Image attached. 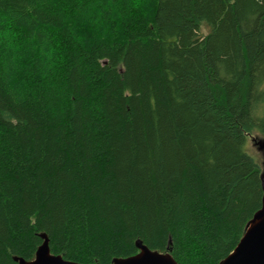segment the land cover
Listing matches in <instances>:
<instances>
[{
  "label": "trees",
  "instance_id": "16d2710c",
  "mask_svg": "<svg viewBox=\"0 0 264 264\" xmlns=\"http://www.w3.org/2000/svg\"><path fill=\"white\" fill-rule=\"evenodd\" d=\"M258 138L264 0H0V264L42 235L218 264L262 204Z\"/></svg>",
  "mask_w": 264,
  "mask_h": 264
},
{
  "label": "water",
  "instance_id": "95a60500",
  "mask_svg": "<svg viewBox=\"0 0 264 264\" xmlns=\"http://www.w3.org/2000/svg\"><path fill=\"white\" fill-rule=\"evenodd\" d=\"M258 149H264V141H257ZM264 157V152H263ZM264 166V161H263ZM263 196L262 204L252 219L247 223L245 231L234 249L218 264H264V172L261 174ZM37 247L32 260L18 259V264H80L64 259L59 254H52L46 237ZM134 255L117 258L112 264H178L169 251L158 252L140 244ZM98 264V263H96Z\"/></svg>",
  "mask_w": 264,
  "mask_h": 264
},
{
  "label": "rangeland",
  "instance_id": "374dc122",
  "mask_svg": "<svg viewBox=\"0 0 264 264\" xmlns=\"http://www.w3.org/2000/svg\"><path fill=\"white\" fill-rule=\"evenodd\" d=\"M264 141V139L262 138H258V139H254L253 141L251 140L249 142V146H250V153L255 155V157L259 160V163H261L262 167L264 168L263 166V161H264V157H263V152H264V149H258V146H256V142L257 141Z\"/></svg>",
  "mask_w": 264,
  "mask_h": 264
}]
</instances>
